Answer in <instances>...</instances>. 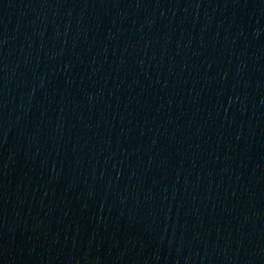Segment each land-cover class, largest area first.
Segmentation results:
<instances>
[{
    "label": "water",
    "instance_id": "obj_1",
    "mask_svg": "<svg viewBox=\"0 0 264 264\" xmlns=\"http://www.w3.org/2000/svg\"><path fill=\"white\" fill-rule=\"evenodd\" d=\"M0 264H264V0H0Z\"/></svg>",
    "mask_w": 264,
    "mask_h": 264
}]
</instances>
